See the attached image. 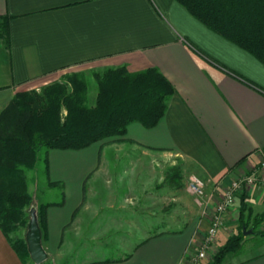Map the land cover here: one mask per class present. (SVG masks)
<instances>
[{
    "label": "crops",
    "instance_id": "1",
    "mask_svg": "<svg viewBox=\"0 0 264 264\" xmlns=\"http://www.w3.org/2000/svg\"><path fill=\"white\" fill-rule=\"evenodd\" d=\"M2 24L0 109L17 92L38 90L67 73L107 67L125 66L128 72L154 67L175 89L152 128L132 122L121 137L48 152V185L64 188V195L46 209L42 246L47 255L60 264H189L209 225L217 191L258 167L264 153V66L175 0H0ZM125 160L129 173L123 177L116 171ZM175 161L181 179L161 181L156 166ZM189 174L205 183V209L186 191ZM103 178L115 183L104 198L98 183ZM169 193L177 208L175 228L162 217ZM116 206L123 211L111 210ZM240 211L245 229H251L264 213V188L255 185L236 196L223 214L215 249L242 231ZM147 216L158 223L146 224ZM70 227L85 232L90 239L85 243L94 247L109 233L140 240L120 258H101L95 248H86L84 260L72 262ZM251 234H243L245 243ZM257 242L235 264H264V238ZM0 264H27L1 230Z\"/></svg>",
    "mask_w": 264,
    "mask_h": 264
},
{
    "label": "trees",
    "instance_id": "2",
    "mask_svg": "<svg viewBox=\"0 0 264 264\" xmlns=\"http://www.w3.org/2000/svg\"><path fill=\"white\" fill-rule=\"evenodd\" d=\"M175 1L207 29L264 66V0ZM5 35L2 24V43ZM92 76L97 91L90 106L86 104L84 74L71 72L38 90L15 93L0 109V230L22 263L30 258L20 231L26 229L29 209L34 206L23 168L35 167L38 149H85L125 135L132 122L152 128L165 115L175 93L172 84L154 67L139 72H128L125 66L107 67L92 71ZM171 173L173 179L180 180L177 167H172ZM48 206H35L42 237ZM240 212V226L246 227ZM263 220L264 213L251 226L252 234L256 232L260 238H264V230L256 227ZM245 238L242 231L230 236L208 264H221L227 255L237 254Z\"/></svg>",
    "mask_w": 264,
    "mask_h": 264
},
{
    "label": "rangeland",
    "instance_id": "3",
    "mask_svg": "<svg viewBox=\"0 0 264 264\" xmlns=\"http://www.w3.org/2000/svg\"><path fill=\"white\" fill-rule=\"evenodd\" d=\"M84 79L87 83L86 104L90 106L91 104H93V101L95 98V94L97 91V84H96V82L92 76V72L84 73ZM49 151L50 150H48L44 147L39 148L37 151V162H36L35 167L32 169H24L23 168V176L26 180L27 191L31 194L34 207L40 203L60 202L63 199L64 188L49 187V185H48L46 158L48 157ZM127 162L128 161L125 160V163L122 166H120L119 169L116 171L119 175H121L123 177H126L127 173H129V170H128L129 164ZM171 165L173 167L174 166L177 167L179 172H181L179 162H177V161H175L174 164H171V162H169L167 164H164V163L159 164L156 166V168H157L156 170H157V172L159 170L160 173H158V175L157 174L156 175L158 177H161V179H160L161 181L167 180L168 183L176 181L175 179H173L171 177V174H172L171 173V169H172ZM98 175H99V173H98ZM189 175H193V174H189ZM179 176H180V173H179ZM95 177H96V175H95ZM182 178H184V180H185L184 175L182 176ZM186 180H187V178H186ZM87 183L90 184L91 180ZM98 183H99L100 187H103V191H100V192H102V194H104L103 198L107 197V195L110 192H112L111 188L115 184V183L113 184V181L106 182L105 178L100 179L98 181ZM87 187H89V186H87ZM124 192H125L124 190L118 191V196L123 197ZM127 192H128V189L125 193H127ZM151 193H152V195H156V194H158V191H157V189H152ZM171 198H172V196L169 193L167 195V198H166L168 206L165 205V207H164L165 211L167 212V215L162 216V217L167 219V221H168L167 225L170 228H172V227L175 228L176 225L179 224V222H174V220H175L174 218L177 215V208L175 207V205L171 201ZM150 209H155V207L150 206ZM111 210H116V212L118 214L121 211H123V210L119 209L118 206H116L114 209H111ZM146 218H147L146 224H148V225H150V224L156 225L158 223L157 218H155V217L147 216ZM263 222H264V220L260 224H262ZM94 223L97 224L96 221H94ZM72 224H74V222ZM260 224H259V226H260ZM25 230L21 229L20 235H24ZM70 233L72 235H75V236H72ZM67 235H70V237H68V241L70 242L71 249L73 250V252H75V253H73L74 257L71 259L72 262H73V260H75V258L77 259V257L80 260L83 258L82 259V261H83L84 258L86 257V255L84 257L83 249H86V248L87 249L88 248H91V249L95 248L96 251L95 250L94 251L96 252V255L98 257H101V258H120L121 256H123L124 253L129 252L131 250V248L133 247V245L140 240V239H138V237L127 236L126 233H109V234H106L105 237H101V238H97V239L94 238V240L95 239L97 240V241L95 240V242H94L96 245L94 247V245H92V244L85 243L86 240H87V242H90L89 241L90 239L85 238L86 233L83 231L73 230V228L70 227L67 230ZM259 239H260V236L256 232L251 234L250 240L242 245L240 251L237 254L227 255L221 264H235L236 261L239 260V258L244 257V255L249 254V253H245L247 248L250 246H253L254 244H257L258 243L257 241ZM80 240L83 241L82 244L79 243ZM106 243L110 246V248H105V249L100 248L101 247L100 245H105ZM116 248H118V249H116ZM216 249H215V251L212 250L213 252H210L209 256H211L213 253L215 254ZM55 263L60 264L57 261H54L52 255H50L47 257L46 261L43 262L42 264H55ZM27 264H34V263L31 260H28Z\"/></svg>",
    "mask_w": 264,
    "mask_h": 264
},
{
    "label": "built area",
    "instance_id": "4",
    "mask_svg": "<svg viewBox=\"0 0 264 264\" xmlns=\"http://www.w3.org/2000/svg\"><path fill=\"white\" fill-rule=\"evenodd\" d=\"M255 185L264 188V153H261L258 167H253L250 171L242 173L234 178L224 190L217 191V199L208 214L209 225L201 238L197 250L191 254L189 264H207L211 261L214 253L211 256H209V253L215 251L214 245L217 232L223 226V214L230 209L238 194ZM185 188L194 197L195 203L205 209L209 198L205 193L204 181L196 175H189ZM259 228L264 230V222L260 224Z\"/></svg>",
    "mask_w": 264,
    "mask_h": 264
},
{
    "label": "water",
    "instance_id": "5",
    "mask_svg": "<svg viewBox=\"0 0 264 264\" xmlns=\"http://www.w3.org/2000/svg\"><path fill=\"white\" fill-rule=\"evenodd\" d=\"M242 232L244 235H249L252 233V229L246 230L245 227H242ZM24 240L30 260L34 264L45 262L48 255L42 246V233L34 206L29 209V220L26 225Z\"/></svg>",
    "mask_w": 264,
    "mask_h": 264
}]
</instances>
